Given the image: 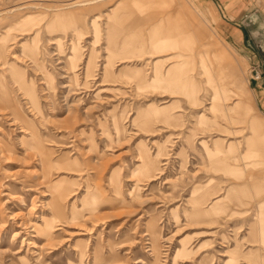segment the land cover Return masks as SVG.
Masks as SVG:
<instances>
[{"label":"rangeland","instance_id":"1","mask_svg":"<svg viewBox=\"0 0 264 264\" xmlns=\"http://www.w3.org/2000/svg\"><path fill=\"white\" fill-rule=\"evenodd\" d=\"M253 1L0 0V264H264Z\"/></svg>","mask_w":264,"mask_h":264},{"label":"crops","instance_id":"2","mask_svg":"<svg viewBox=\"0 0 264 264\" xmlns=\"http://www.w3.org/2000/svg\"><path fill=\"white\" fill-rule=\"evenodd\" d=\"M257 1H259V0H254L253 1V5H256L257 4ZM262 4L264 5V0H262ZM220 7H222V5L220 4ZM255 15H257V16H260V14L259 13H255ZM238 32H236V34H237ZM156 45V44H155ZM154 47V46H153ZM152 47V48H153ZM174 58V57H173ZM105 70H107L108 71V68H107V66L105 67ZM175 70V68H170V69H168V71H167V73H165L166 75H174V73L175 72H173ZM153 73H154V79H160L162 76H163V74L160 72V70H159V67L157 66V63H155V65L153 66ZM197 94V91H194V92H192V96L194 97L195 95ZM227 113H230V111L228 110V112ZM231 115V114H230ZM229 116V115H228ZM222 117H223V115H222ZM224 132H229V133H235V134H237L238 132H242V130L241 131H235V130H226V131H224ZM247 159V157L246 156H244V155H237V156H235V157H233L232 159H225V158H223V159H221L220 161H223V162H226L227 163V161L228 162H230V161H232V163H236V164H239L240 162H243V166L244 167H246L247 165H248V163L247 162H244L245 160ZM240 167H242V165L240 166ZM239 186L240 185H237V186H232L229 190H228V193H227V195L226 196H224V198L222 199V200H220V202H223V200L224 199H226L227 198V196L229 195V193L230 192H232V191H239L240 189H239ZM248 191V190H247ZM246 191V192H247ZM243 192L245 193V191L243 190ZM240 193V192H239ZM247 195H248V193H247ZM219 201L218 202H215L214 203V206L213 207H215L217 204H219L220 203ZM259 205H261V204H259Z\"/></svg>","mask_w":264,"mask_h":264}]
</instances>
